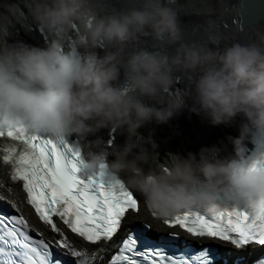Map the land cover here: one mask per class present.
<instances>
[{
  "label": "clouds",
  "instance_id": "9594fccd",
  "mask_svg": "<svg viewBox=\"0 0 264 264\" xmlns=\"http://www.w3.org/2000/svg\"><path fill=\"white\" fill-rule=\"evenodd\" d=\"M0 8V127L74 136L81 173L138 193L160 223L189 208L264 210V27L222 32L209 15L189 36L178 0H5ZM29 20L47 34L42 46L13 39L17 23L31 30ZM241 33L250 35L239 41ZM177 73L187 81L182 92L170 90ZM185 98L214 125L244 118L230 138L234 158L213 146L199 159L169 152L161 164L145 147H156L151 130L138 129L166 123ZM105 128L123 132V143L97 135Z\"/></svg>",
  "mask_w": 264,
  "mask_h": 264
},
{
  "label": "snow or ice",
  "instance_id": "6c2138e0",
  "mask_svg": "<svg viewBox=\"0 0 264 264\" xmlns=\"http://www.w3.org/2000/svg\"><path fill=\"white\" fill-rule=\"evenodd\" d=\"M20 142V150L6 149L3 163L10 166V179L22 181L31 205L39 219L49 225L61 239L52 244L34 238L30 232L37 231L21 213L15 201L3 192L0 183V204H7L16 214L0 212V264H63L54 255L64 249L63 255L71 257L72 264H94L99 249L89 254L77 251L64 233L53 222L59 217L63 223L85 241L95 245L111 241L124 227L128 213L138 211V200L119 182H111L104 175L81 174V158L78 150L63 138H52L38 132H28L22 127H0V137ZM10 196L11 189H7ZM165 224H178L194 238H206L208 246L201 245L192 254H169V250L190 248L187 241H180L178 234H157L155 240L148 233L151 226L142 224L140 229L129 228L116 255L108 264H140L134 257H143L150 264H217L219 247L233 246L235 251H246L255 245L264 248V210L258 214L245 209L225 208L206 211L189 208L171 216ZM142 246V250H138ZM102 260V257L100 258ZM227 264V261H224ZM234 264H244L236 258ZM252 264H264V257Z\"/></svg>",
  "mask_w": 264,
  "mask_h": 264
},
{
  "label": "bare ground",
  "instance_id": "6f19581e",
  "mask_svg": "<svg viewBox=\"0 0 264 264\" xmlns=\"http://www.w3.org/2000/svg\"><path fill=\"white\" fill-rule=\"evenodd\" d=\"M5 0H0V3H4ZM9 3H18L19 0H7ZM181 6V14L179 20L189 36L196 34L194 29L203 24L206 18L210 15L212 19L218 21L217 26L222 32L230 30L234 26H240L247 29L251 25H260L264 27V6L256 17L246 22L238 21V9L239 0H178ZM19 9L22 13H27L28 9L23 3H19ZM0 11H3L0 8ZM31 24V30L25 31L19 23L15 25V36L13 39L19 40L27 45L42 46L39 32L35 29V23ZM250 33H241L237 35L236 39L243 41L247 39ZM11 42V41H10ZM231 43V40L229 41ZM210 48L213 45H208ZM223 42L219 45L223 48ZM151 50V48H149ZM98 52L102 55V50L98 49ZM187 85L183 74L177 73L176 80L172 86L173 91L182 92ZM144 103L149 106L160 107L161 105L155 104L154 101L144 98ZM192 101L185 98V106L182 107L177 114H174L166 123L157 124L154 121L145 124L138 131L144 135H149L151 130L152 139L154 140L156 147L151 148V145L146 144L145 147L149 151H155L157 153V161L161 164H165L168 160V153H179L183 156H187L189 152L193 153L197 159H199V152L201 148H211L215 146L219 149L218 156L220 158H232L230 154H235L234 145L230 138H236L240 136V125L244 123V118L237 114L232 117L226 123L212 124L210 119L203 114H197L190 111ZM238 125H237V124ZM106 132L113 133V139L110 143H123L124 133L118 129H100L97 135L101 136L104 140L106 138ZM91 138V137H90ZM0 176L4 177L0 169ZM0 183L5 185L3 192L10 199L15 201L17 206L23 213L45 236L52 238V234L48 229L39 223L29 209L21 202L22 193L18 189V184L8 181L7 179L0 180ZM11 189L9 196L7 189ZM138 194V193H136ZM139 195V194H138ZM139 214H142L140 212ZM72 245L77 251L86 250L89 254L99 249L106 248L107 251L99 252L97 260L94 264H103L108 253L113 249L116 244L117 238H113L111 241H101L98 244H87L82 240L68 234ZM102 257V260L100 259Z\"/></svg>",
  "mask_w": 264,
  "mask_h": 264
},
{
  "label": "water",
  "instance_id": "95a60500",
  "mask_svg": "<svg viewBox=\"0 0 264 264\" xmlns=\"http://www.w3.org/2000/svg\"><path fill=\"white\" fill-rule=\"evenodd\" d=\"M264 0H239L238 21L246 22L262 11Z\"/></svg>",
  "mask_w": 264,
  "mask_h": 264
},
{
  "label": "rangeland",
  "instance_id": "374dc122",
  "mask_svg": "<svg viewBox=\"0 0 264 264\" xmlns=\"http://www.w3.org/2000/svg\"><path fill=\"white\" fill-rule=\"evenodd\" d=\"M237 124V123H236ZM238 125V124H237Z\"/></svg>",
  "mask_w": 264,
  "mask_h": 264
}]
</instances>
